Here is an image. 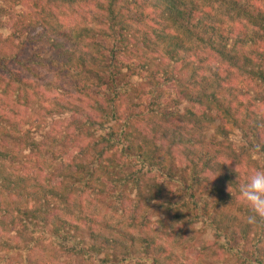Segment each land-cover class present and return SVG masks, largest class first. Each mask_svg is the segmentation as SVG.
I'll return each instance as SVG.
<instances>
[{
	"label": "trees",
	"instance_id": "obj_1",
	"mask_svg": "<svg viewBox=\"0 0 264 264\" xmlns=\"http://www.w3.org/2000/svg\"><path fill=\"white\" fill-rule=\"evenodd\" d=\"M6 1L23 9L8 17L12 34L0 35V44L16 45L19 55L30 42L53 52L16 64L64 81L74 75L90 100L88 110L61 98L44 107L37 83L44 74L35 70V103L44 112L38 130L48 117L69 115L43 139L22 132L31 122L6 110L3 97L14 92L28 108L26 76L0 50V264H35V255L40 264L66 256L83 264H186L177 251L190 243L198 245L196 264H264V224L246 223L238 192L249 173L234 169L264 168V153L252 151L264 145V111L256 106L264 97L243 101L229 81L245 76L264 86V0H96L117 49L97 40L103 32L64 29L57 16L95 0ZM155 55L162 63L152 70ZM137 68L147 72V93L120 79ZM134 95L146 109L134 110L141 107ZM228 126L244 145H234ZM212 127L217 144L205 137ZM199 223L214 241H205Z\"/></svg>",
	"mask_w": 264,
	"mask_h": 264
},
{
	"label": "rangeland",
	"instance_id": "obj_2",
	"mask_svg": "<svg viewBox=\"0 0 264 264\" xmlns=\"http://www.w3.org/2000/svg\"><path fill=\"white\" fill-rule=\"evenodd\" d=\"M104 0H100L99 4L103 5ZM98 3L96 0L89 3H80L77 4L75 7L72 8H65L61 12L57 13V16L59 20L62 22L64 29H73L75 31H79L80 28L83 26L92 27L96 31H101L104 34H99L97 37V40L105 44V46L108 49L120 47L119 44V37L112 36L111 32L108 30V28L103 24L100 23L101 20H103L105 16L104 7L100 8L96 5ZM22 6L14 5L13 3L10 4L6 0H0V35L3 36V38H7L9 35L12 34V32L7 28V24L9 22L8 17L10 14H20L22 11ZM34 43V42H33ZM32 42L26 43L23 49V52L21 55H19L18 50L16 48V45H10V43H3L0 44V50L3 51V54L6 58H8V62L13 64L11 69L16 72H22L24 71L23 75L26 76V84L28 85L27 89V97L30 99V105L28 108L25 107L24 101L19 103L17 100H15L13 97L14 92L9 93V95H6L3 97V101L5 104H9L6 110H9L10 107L13 109H17L18 118L22 121H30L28 125L24 126V129L22 132H25L26 130H30L32 133V136L38 140L43 139L50 130L53 128V123L55 120L59 118H66L69 114L64 113L61 116L54 115L52 118L48 117L46 119V125L42 124L41 129L38 130V122H39V114H43L44 112H40V108L35 103V82L36 80L32 78L30 75L35 70H38L39 72L43 73L44 76L41 78V80H38L37 83L40 84L38 88V94L41 95L42 101L44 102L43 106L48 108L50 106L51 102L54 101V99H64L68 102H71L72 104H76L80 106L84 110H88V99L87 96H84L83 93H81L82 89L77 88V79L74 77V75H69L66 78V81L62 79H57V73H48L46 71V68H42L39 65H35L32 72L27 69H23L20 64L16 60H20L19 62H22L25 64V66H28V62L33 60L37 61L39 58H42V60H45L47 58H51L53 55L52 48L48 44L44 43H36L33 44ZM3 47V48H2ZM124 47V46H122ZM92 48V47H91ZM17 56V59L16 57ZM120 56L127 57L126 54L121 53ZM120 56H118V59L120 60ZM157 55L151 57L150 62L153 63L155 66L157 62L162 63L161 60H156ZM130 65L132 63L130 62ZM148 68V66H146ZM145 68V70H146ZM158 69V66L152 67V70ZM56 71H61V68L58 67ZM36 72V71H35ZM134 75H131V73L128 72L127 69L123 70V75L120 77L122 82H128L129 84H144L143 88L145 89L144 92L147 93L150 84L147 83V81H143V78H146L147 72H144L143 69H135ZM62 73V72H60ZM103 74V71H101V75ZM160 74H158L159 76ZM32 80V83L30 81ZM245 76H242L241 78H238L237 76H231L229 81L232 83V85L237 86V95L238 97L245 101L248 96L252 97H264V86L257 82H252L250 80H246ZM28 81V82H27ZM73 82V83H72ZM246 95V96H244ZM132 103L139 105L141 107H136L134 110L136 112H140L141 109H146L147 104L144 101H141L142 99L137 98L135 95L131 98ZM256 106L260 108V110L264 111V102L258 103L256 102ZM18 108H14V107ZM134 106V105H133ZM10 114V113H9ZM34 124V125H33ZM216 124H219L218 122ZM228 128L231 130L229 139L234 143L235 146H241L245 144V140L243 137V134L230 126ZM205 137L207 138L209 143L217 144L222 139L220 137L215 136V129L214 127L210 128L205 132ZM256 159V156L254 157ZM234 169L240 170L242 173H249L250 169L246 167V164L243 166H235ZM197 229H204L205 232L203 233V238L205 241H214L213 238V232L208 229L206 226H203L202 223H199L196 225ZM13 235V234H12ZM50 239L44 240V244H48ZM198 245L190 243L185 245L183 248L179 249L177 251L178 256V262L180 263H195V258L198 255ZM43 259L37 257L35 255V264H40V262ZM197 260V259H196ZM32 263V262H31ZM57 264H83L80 259L76 257H64L61 259L60 262Z\"/></svg>",
	"mask_w": 264,
	"mask_h": 264
},
{
	"label": "clouds",
	"instance_id": "obj_3",
	"mask_svg": "<svg viewBox=\"0 0 264 264\" xmlns=\"http://www.w3.org/2000/svg\"><path fill=\"white\" fill-rule=\"evenodd\" d=\"M252 151L264 153V145L258 144L253 147ZM231 187L232 185L230 184V192ZM238 192L240 198L249 208L246 223L251 226L264 224V168L251 172L246 180L239 182Z\"/></svg>",
	"mask_w": 264,
	"mask_h": 264
}]
</instances>
